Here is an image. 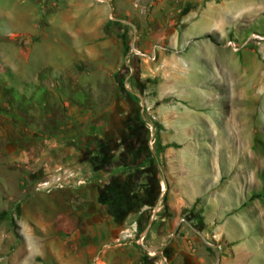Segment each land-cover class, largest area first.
Returning <instances> with one entry per match:
<instances>
[{"label": "rangeland", "instance_id": "rangeland-1", "mask_svg": "<svg viewBox=\"0 0 264 264\" xmlns=\"http://www.w3.org/2000/svg\"><path fill=\"white\" fill-rule=\"evenodd\" d=\"M81 1L87 0H0V264H61L65 252L77 250L79 243L71 240L74 233H56L52 228L66 224L78 228L82 211L95 208H112L115 214L108 212V217L123 216L133 225L130 213L146 208V203L151 214L160 210L157 236L147 231L150 217L142 218L132 233L122 232L126 224L101 229L88 221L80 239L91 247L87 264H105L101 260L124 264L116 250L129 241L145 252L146 264H184L182 243L190 240L215 254L217 262L228 255L220 247L225 249V233L236 241L235 255L242 264H264V0H238L237 6L243 8L238 13L228 7L234 0H225L227 31L216 25L202 36L204 40L145 41L144 49L136 33L142 52L151 54L157 47L155 62L141 56H130L129 62L120 34L122 44L113 42L111 54L102 62L109 65L111 76L100 77L102 89L86 90L95 96L94 104L71 96L67 105L61 103L63 96L78 90L76 84L89 83L79 74L99 70L96 61L78 57L67 61V45L77 37L86 11L70 10V5ZM206 1L210 0L201 7ZM125 2L127 9L138 13L152 12L158 4V0ZM194 7L187 3L176 8L185 12ZM109 11L107 7L109 35H116L119 26L138 23L135 17ZM110 14L123 22L111 21ZM68 16L72 19L66 23ZM213 17L201 15L185 35L210 32ZM20 27L28 33L19 32ZM168 31L174 33L173 25ZM130 32L134 38L135 32ZM32 45H37L32 65L66 62L60 64V76L49 67L40 72L38 102L28 105L27 96L19 94L34 90L16 85L5 59L16 62V50L26 51ZM128 65L134 66L129 74ZM121 79L134 99L125 94ZM140 114L155 126L141 123ZM92 126L109 136L87 138ZM90 140L104 147L100 170L81 151ZM89 165L102 177V190L119 195L112 206L102 204L101 196L55 194L67 192L63 188L68 175L90 172ZM45 182H50L51 190ZM171 186L202 196L175 216L176 224L168 206ZM214 201L222 205L220 210ZM127 209L130 213L125 215ZM142 236L143 245L138 242ZM151 241L159 248H149ZM196 256H201L198 249Z\"/></svg>", "mask_w": 264, "mask_h": 264}, {"label": "crops", "instance_id": "crops-1", "mask_svg": "<svg viewBox=\"0 0 264 264\" xmlns=\"http://www.w3.org/2000/svg\"><path fill=\"white\" fill-rule=\"evenodd\" d=\"M93 1V0H92ZM99 1V0H98ZM108 1V0H107ZM110 2H89L88 0L82 2V4H74L70 5V10L73 8L81 11L79 9L84 8L85 15L83 19V24L80 28H78L77 37L72 40L71 45H67V51L69 54L66 57H69L68 63L71 62V58L78 57L80 60H90V61H96L95 63L98 64V71H94L91 73L85 72L82 74H79V79L83 80H89V83L76 84V87L79 88L78 90H74L72 95L71 92H69L67 95L63 96L62 98V104L69 105L71 103V96L78 99V101H86L89 104L93 103V98L95 97L92 92H88L89 88H96V89H102L104 86H102L101 82H99V79L101 76L105 75V73L108 74V76H111V73L109 71V65L102 63L103 60L108 57L111 54V45L113 42L118 43L122 40H120V34H123L125 39V45L126 42L130 41V31L133 30V32L138 33V36L142 42V47L145 49L147 48V43L145 41H161V40H204L202 38L203 35L210 34L216 29V25L222 28V31H227L226 24L227 19L226 16L223 13V10L225 12L226 3L225 0H221L217 2L216 0H210L206 1L204 6L201 7V4L204 2V0H158V4L156 9H154L152 12H145L143 10V13H138L134 10H129L126 8V4H123V2L127 3L128 0H109ZM144 1V0H143ZM84 3V4H83ZM187 3H193L195 7L193 9H190L189 11H183L182 9H177L176 7H179V5H186ZM237 3H240L238 0H234L233 3H229L228 7L234 8L238 12H242L243 8L238 7ZM171 4L176 5V7H171ZM77 7V8H76ZM107 7H109L110 11L113 12L116 11L117 15L120 17H128V18H134L138 21V23H127V26H119L120 28L117 29L116 35H112L113 32L109 35V32L106 30L109 29V25H107L106 21V14H107ZM71 11V13H75L74 11ZM84 11V10H82ZM108 12V13H109ZM209 14H214V23L211 27V31L202 35H198L199 33L189 34L185 35L186 30L197 22V20L202 15L203 17L207 16L209 17ZM160 18V20H159ZM70 19L72 17L68 16L65 18L66 23H69ZM120 19V18H119ZM157 20V23H156ZM134 22V20H133ZM158 24L160 31L155 32L154 31V25ZM114 24V23H113ZM169 25H173V28H175V31L173 34L170 35V32L168 31ZM118 26V25H117ZM184 26V27H183ZM172 27V26H171ZM183 28L180 32L178 31L179 28ZM19 28V25H18ZM208 30V29H205ZM22 33H28V31L23 27L19 29V32ZM33 31V30H32ZM223 32V33H224ZM131 38V37H130ZM21 42L23 40H20ZM30 40H26L28 42ZM43 42V41H42ZM38 45V44H37ZM37 45H32V47L29 50H16V57L17 61L14 63H11L10 61L5 59V65L6 68H8V71L12 73L15 77V83L18 84L19 88L22 90H34L30 92H22L19 94L20 97H25V95L28 98L27 104L33 105L38 102L39 97L37 96V89L36 86L39 80L40 72L44 68H51L53 71L52 73L58 74L59 76L63 74L61 63L66 61H60V62H54V63H43L40 67L34 66L31 64V55L33 54V50ZM139 46V45H138ZM97 51V52H96ZM110 52V53H109ZM127 57V56H126ZM139 59V58H135ZM79 60V61H80ZM134 59H132V62ZM139 62V61H137ZM134 70V66L132 68ZM131 71V73L133 72ZM81 82V81H80ZM112 85V84H111ZM115 86V93L113 96V99L116 100L119 93L118 88V82L114 84ZM89 87V88H88ZM38 92V91H37ZM24 93V94H23ZM112 97V96H111ZM66 99V100H65ZM69 115H71L70 112H68ZM26 115V113H25ZM97 117V116H96ZM72 118H69L68 126L70 127ZM74 120V119H73ZM76 123L81 124L82 121H79L78 118L74 120ZM109 132H103L99 133L97 131V127L92 126L90 128V131L88 132L87 137L88 138H99V137H108ZM69 135V134H68ZM170 148H167L166 150V156H169ZM90 172L82 173L77 172L76 174H69L67 177V186H65L63 189L67 192H64V190H56L55 194L60 193V195L63 196H76L81 197L83 196L84 199H86V196H101V190L102 186L99 184L102 182V177L100 174L93 173L91 166H86ZM87 171V169L85 168ZM85 171V172H86ZM95 174V175H94ZM71 175V176H70ZM84 185V186H83ZM61 192H63L61 194ZM65 193V194H64ZM202 196H197L195 191L192 189H186L185 193H182L178 191L176 188H170L169 195H168V206L170 207V211L172 212V221L174 220L175 216L178 215V213L187 207H191L198 198ZM213 198V196H212ZM80 199V198H79ZM214 204L218 209L220 210L222 205L218 204L214 201ZM91 206H94V201H91ZM149 203H146V208L140 210V211H134L130 213V218L132 219L133 225H128L127 221H123L119 223L118 221L112 220L111 217H108V211H104L103 209H92L89 212L82 211V214L79 216L78 224H80V227L74 228L71 227L69 224L63 225L64 227L61 228L58 226L57 228H52V232H65V233H74V235L71 237V240L75 243H79V247H77V250L69 249L66 253V257H62L63 260L61 264H87L88 261V249H91L90 246H87L85 241H81V234L82 232H85V227L88 223V221H91L92 224H88L92 226L93 228H103L104 226L107 228H112L115 225H125L127 229H122V232L130 231L131 233L135 230L137 226H141L142 224V218L150 217V223L147 228V231L150 235L157 236L159 233L157 231V223L156 219L159 218L158 215H155L154 213H150ZM224 211H228L225 209ZM88 213V215H84V213ZM155 219V221H154ZM175 222V220H174ZM176 224V222H175ZM82 229V230H81ZM92 229V228H91ZM146 231V232H147ZM130 233V235H131ZM121 233H119L118 236H120ZM225 235V249L221 247L223 254L227 253L228 255H224L223 259L219 258L217 262H214V258L216 255L212 252H207L206 248H203V246H200L198 242L196 241H184L182 243V250L183 255L185 256V263L184 264H242V261L236 258L235 255V249H236V241L234 239H231L229 235L226 233ZM162 235L158 237V241L161 240ZM71 240L67 242L70 244ZM136 242L129 241L117 248V254L123 255L124 264H146V259L143 258V255L145 252L139 247L136 246ZM177 245V243H176ZM82 246V248H81ZM149 248L158 249L159 246L156 245L155 241L150 242ZM200 252L201 256H196V250ZM60 254V253H59ZM57 253V255H59ZM89 254L91 257L92 252L89 250ZM217 254V253H216ZM152 260L151 258H149ZM103 263L107 264L105 261L101 260Z\"/></svg>", "mask_w": 264, "mask_h": 264}, {"label": "trees", "instance_id": "trees-1", "mask_svg": "<svg viewBox=\"0 0 264 264\" xmlns=\"http://www.w3.org/2000/svg\"><path fill=\"white\" fill-rule=\"evenodd\" d=\"M119 24V23H118ZM129 42V41H128ZM128 42H126V51L128 53ZM120 83H121V86H122V89L124 90L125 94L131 98V99H134L135 97L133 96V94L131 92H129L128 90H126L125 88V79H121L120 80ZM138 119L139 121H141V123H143L144 125H147V123L154 127L155 126V123L149 118L147 121L144 117L143 114H140V116H138ZM88 138V137H87ZM113 139V138H112ZM88 140V139H87ZM90 145L87 147H82L81 148V151L82 152H86V155H87V160L98 170H100L102 167H103V164H102V159L103 157L105 156V150H104V147H101L100 145H96L94 142H92L91 140L88 142ZM76 147L78 146V144L76 143L75 144ZM102 196H109L107 199L103 200ZM110 196H113V197H110ZM116 196H119L117 194H113V193H105L103 190H101V198H100V202L104 205H107V206H112L116 201H117V198ZM108 212L110 214H115L114 211L112 210V208H108ZM125 215L130 213L129 209L125 210L124 211ZM113 218H115L116 221H118L119 223L123 222L124 219H123V216L120 218L118 215H112Z\"/></svg>", "mask_w": 264, "mask_h": 264}, {"label": "built area", "instance_id": "built-area-1", "mask_svg": "<svg viewBox=\"0 0 264 264\" xmlns=\"http://www.w3.org/2000/svg\"><path fill=\"white\" fill-rule=\"evenodd\" d=\"M109 19L111 21L117 22V23H122L123 21L120 19H116L112 16V14H110ZM157 47H155V50H153V52L150 53H144L140 50L138 44H137V38H136V34L134 33V38L131 37L130 41L128 42V54H127V60L129 59L130 56H141L147 59V61H156L157 60ZM129 61V60H128ZM132 61V60H131ZM130 62V61H129ZM128 74L132 71V66L128 65ZM152 129V127H151ZM60 178L58 179V183L60 184ZM46 188H48L49 190H51L52 188H50V182H45L43 184ZM160 210L159 208L154 212L155 215L156 213H158ZM143 241H144V237L142 236L139 239V243L143 245ZM209 246H212V244L209 243Z\"/></svg>", "mask_w": 264, "mask_h": 264}, {"label": "bare ground", "instance_id": "bare-ground-1", "mask_svg": "<svg viewBox=\"0 0 264 264\" xmlns=\"http://www.w3.org/2000/svg\"><path fill=\"white\" fill-rule=\"evenodd\" d=\"M247 5V4H246Z\"/></svg>", "mask_w": 264, "mask_h": 264}]
</instances>
